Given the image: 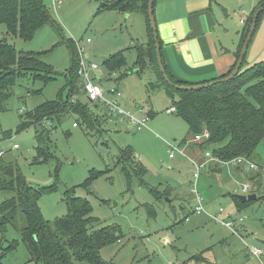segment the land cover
I'll return each instance as SVG.
<instances>
[{"label": "rangeland", "instance_id": "obj_1", "mask_svg": "<svg viewBox=\"0 0 264 264\" xmlns=\"http://www.w3.org/2000/svg\"><path fill=\"white\" fill-rule=\"evenodd\" d=\"M102 1L65 0L55 5L54 0H43L55 25L48 22L30 41L6 35L5 26L0 24V41L5 38L17 51L37 53L54 47L41 55L40 60L56 72L55 79L47 84L27 74L19 77L11 88L5 110L0 113V151L4 160L16 162L27 182L34 186H57L55 191L38 199L41 214L49 223L67 216L63 194L71 190L75 197L89 202L95 220L90 232L118 226V240L100 250L101 258L111 264H264V138L257 145V156L252 162L256 170L243 167L242 172H237L233 165L220 164L219 174L210 176L208 168L199 172L197 190L203 197L205 212L194 213L195 198L188 192L195 181L191 152L184 149L188 159L184 150L182 154L176 152L173 160L169 155L170 147L173 150L192 147L196 152L197 143L187 134L186 123L174 113L166 112L172 104L163 87L156 86L152 71L147 66L141 71L135 66L136 48L146 41L141 15L132 13L125 21L129 13L116 9L102 8L95 13ZM65 39L71 41L78 63L83 56L98 65V70L89 74L100 85L104 97L111 100L114 90H118L119 104L147 122L140 129L128 122L118 123L106 117V108L88 103L93 116L99 118L93 129L84 123L73 127L76 121L73 115L61 124L43 122L49 132L46 135L53 157L34 164L36 129L28 127L18 132L20 115L56 99L64 87V74L70 66ZM118 53L125 60V67L109 74L103 62ZM248 58L242 69L252 64ZM135 71H140V75ZM75 91L82 93L78 100L85 103L81 84L79 91L77 87ZM50 125L54 128L50 129ZM5 134L10 138L3 139ZM12 145L18 148L12 149ZM127 148L146 169L142 181L136 176L127 181L116 164L119 150ZM96 173L97 177L89 179ZM245 184L250 190L242 194L240 189ZM252 194L256 199L236 208L237 197ZM11 195L0 191V203ZM215 215L220 221L233 220L234 232L216 222ZM6 231L3 246L14 241L16 248L0 258V264H35L30 261L19 232L10 226ZM249 246L260 248L261 256L252 255ZM196 254H201L204 260L190 261Z\"/></svg>", "mask_w": 264, "mask_h": 264}, {"label": "trees", "instance_id": "obj_2", "mask_svg": "<svg viewBox=\"0 0 264 264\" xmlns=\"http://www.w3.org/2000/svg\"><path fill=\"white\" fill-rule=\"evenodd\" d=\"M147 3L148 0H114L107 5L104 4L101 9H116L121 13L141 12L145 15L148 41L145 46H137L135 66L140 71L146 66L152 71L156 77V86L165 90L172 104L171 109L174 108L173 113L186 123L190 138L194 139L195 135L201 134L204 130L208 131V139L196 142L203 156L205 151L212 149V155L222 162H230L239 157L250 163L254 162L257 156L256 147L264 138V60L242 69L246 63L245 57L239 73L227 83H219L203 90L176 89L174 84L187 86L195 83L177 80L168 73L163 63L169 83L165 81L155 56V43L146 13ZM262 7L264 0H258L254 11L248 16L240 50L253 15ZM263 15L264 11L256 21V29ZM50 21L52 22L51 16L45 9L43 0H0V24L5 26L8 36L30 41L37 30ZM64 43L70 52V66L64 74V87L60 89L56 99L44 102L31 112L20 115L18 132L28 127L36 129L35 154L38 161L33 162L34 164L53 157L49 152L50 140L46 135L49 132L44 129L43 122L61 124L67 116L73 115L76 117L77 127L84 123L87 128L93 129L99 119L91 113L89 102L83 103L78 100L82 94L79 95L75 91L76 87L79 91L81 84L77 76L79 63L75 59L71 41L65 39ZM49 51L37 53L17 51L5 38L0 41V113L5 110V103L11 96V88L19 77L30 74L34 80L40 79L44 84L55 79L56 72L53 68L40 60V56ZM103 65L110 74L124 68L125 60L121 53H118L111 55ZM232 70L233 68L223 77L228 76ZM149 86L153 87V84ZM72 97H75V102L71 101ZM92 105L98 107L97 104ZM51 125L49 128H54H51ZM2 138H10V135H2ZM185 143L186 140L183 141V144ZM119 151L120 156L116 164L122 168L126 180L129 181L131 176H136L142 181L146 169L136 161L134 152L130 148ZM217 165L220 167V164ZM236 169L237 172H242L243 166L237 165ZM98 174H91L89 179L97 177ZM56 188V185L41 187L28 183L16 162L6 161L4 156L0 157V191L12 193L0 203V258L16 248L14 241H7V245L3 246L6 242L7 226H10L19 232L21 242L29 252L30 261L35 264H111L101 258L100 250L118 240L120 237L118 226H106L90 232L89 227L95 220L91 217L89 202L87 199L75 197L71 190L63 194L67 216L56 218L49 223L41 214L38 199L44 194L52 193ZM235 202L236 208L248 204V201L243 202L239 197ZM189 260L197 262L203 261L204 258L201 254H196Z\"/></svg>", "mask_w": 264, "mask_h": 264}, {"label": "crops", "instance_id": "obj_3", "mask_svg": "<svg viewBox=\"0 0 264 264\" xmlns=\"http://www.w3.org/2000/svg\"><path fill=\"white\" fill-rule=\"evenodd\" d=\"M112 1L114 0H103L95 13L100 12L104 4ZM257 3L258 0H154L153 13L161 43V58L168 73L179 81L195 84L218 80L227 75L237 61L245 23ZM132 13L135 12L125 15V21ZM135 14L141 15L143 19L141 28L146 35V41L140 45L145 46L148 41L146 17L141 12ZM250 41L246 62L247 57L249 63L262 62L264 15ZM123 109L129 110L125 107ZM107 115L118 123L128 122L111 117L108 111L106 117ZM184 149L190 150L191 163L204 161L201 151L195 152L192 147H184L181 151ZM185 150L183 153L188 159ZM208 169L211 176L219 174L222 168L210 163ZM234 170H237L236 167Z\"/></svg>", "mask_w": 264, "mask_h": 264}, {"label": "built area", "instance_id": "obj_4", "mask_svg": "<svg viewBox=\"0 0 264 264\" xmlns=\"http://www.w3.org/2000/svg\"><path fill=\"white\" fill-rule=\"evenodd\" d=\"M64 1L65 0H54L53 3L55 5H60ZM86 42L89 43V40H87ZM79 58H80V62H79V66L77 69V76H79L80 78L82 91L84 92L83 94H84L85 101L91 104H98V105L103 106L104 108L107 109L111 117L113 116L115 118L128 121V123L131 124L135 128L140 129L142 128V126H146L147 120L145 118H142V119L136 118L137 116L134 113H131L129 110L123 109V107L119 104L118 99L121 97V93L118 90H114L113 99L107 100L104 97V94H103V91L100 85L96 81H94V79H92L91 75L89 74L90 72H95V70L98 69V65L96 63L95 64L89 63L87 60L83 58V56ZM71 101L75 102L76 101L75 97H72ZM168 111H169L168 113L173 114L174 108ZM73 127H77L75 123L73 124ZM208 138H209L208 131L204 130L201 134L195 135L193 141L202 142V140L208 139ZM11 148L16 150L18 146L12 145ZM170 150H171V153L169 155L170 159H174L176 152H179L182 154V151L180 150V148L173 150V148L170 147ZM2 156H4V154L2 151H0V157ZM203 158H204V161L200 163H194V162L192 163L195 166V172L193 173V176H192V178L195 181L192 183L189 189V193H191L193 197L195 198L194 199L195 205L193 207V211L194 213L198 215L201 214L202 212H205L203 209V197L199 195L198 190H197V179L199 177V172L201 170L205 168H209L210 163L222 164V165L230 164L235 167L237 165H242L243 167H248L250 170L257 169V166L254 165L252 162L250 163L249 161L243 158H240V157L235 158V160H232L230 162L219 161L212 155L211 151H205ZM249 190H250V186L247 184L243 185L240 189L242 194L247 193ZM222 212L223 210L221 209L218 214L221 215ZM213 219L216 222H218L220 225H223L226 228L230 229L232 232H234V225L231 219L220 221L217 215H215ZM247 249L252 255L261 256L262 254V250L258 247L249 246Z\"/></svg>", "mask_w": 264, "mask_h": 264}, {"label": "water", "instance_id": "obj_5", "mask_svg": "<svg viewBox=\"0 0 264 264\" xmlns=\"http://www.w3.org/2000/svg\"><path fill=\"white\" fill-rule=\"evenodd\" d=\"M153 4H154V0H148L147 3V16H148V22H149V28H151L152 30V37H153V41L155 43V56L157 58V62H158V66H159V70L161 72V74H163V77L165 79V81L167 83H169L168 80V76L167 74H165V69L163 66V62H162V58H161V45L159 43V39H158V33H157V28H156V24H155V18H154V13H153ZM264 11V7L262 8H258L256 13L253 15L251 22H250V27L248 29L247 35L244 39V43L242 45V48L239 52V58L236 61L233 70L231 71V73L223 78H219L218 80H214V81H210V82H206L203 84H195V85H187V86H179L174 84V88L182 90V91H188V90H203V88H208V87H212L215 85H218L219 83H227L229 81H231L233 79V77H235L238 73L239 70L244 62L245 59V55L248 49V46L250 44V40L256 30V21L258 19V17L262 14V12ZM136 74H138V71H135ZM139 75V74H138ZM243 202L244 201H252L254 199H256V195L252 194V196H240L239 197Z\"/></svg>", "mask_w": 264, "mask_h": 264}]
</instances>
